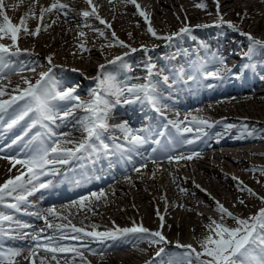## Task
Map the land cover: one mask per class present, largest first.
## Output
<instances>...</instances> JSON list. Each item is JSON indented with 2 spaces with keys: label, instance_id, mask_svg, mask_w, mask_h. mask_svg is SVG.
Segmentation results:
<instances>
[{
  "label": "bare ground",
  "instance_id": "bare-ground-1",
  "mask_svg": "<svg viewBox=\"0 0 264 264\" xmlns=\"http://www.w3.org/2000/svg\"><path fill=\"white\" fill-rule=\"evenodd\" d=\"M185 1L190 2L193 0H147V6L144 5V8L140 7V10L150 14L149 20L155 31L160 28H165L166 26L170 27L169 31L159 30L163 31L158 34L159 36L177 33L186 25L190 28L192 27L191 23H189L192 21L190 18L186 19L185 23L172 27L171 22L173 20H168V17H170L169 14L173 15L172 5L177 6V8H183V11H180L177 18L183 13H189L188 15L193 16L195 14V18L197 19L201 18V16L206 19L212 18L209 19L210 21H208V23H205L209 26H195L193 29L191 28V34L175 36L173 40L186 36L191 42L190 39L193 38L190 36L195 37L198 35V37L193 40L205 41L206 43L203 42L201 44L199 41V43L196 44L201 47H206H204V50L193 52L191 57L194 60L202 57L203 60L201 62H204L203 68L208 69V72L222 69L220 75L223 79L208 77L202 84L196 83L193 79L189 81L190 85L185 87L184 85H186V82L184 83L180 81V77H178L176 70L179 68L180 64L184 67V69L189 68L190 64L188 60L190 56L176 50H169L168 47H165L172 41L168 42L163 39L153 37L151 33L147 31L148 23L145 21L143 16L139 14L136 5L125 2V0H93V4L98 6L97 12L100 18H106L110 27H108L107 24H101L100 20L96 19L95 16L87 18L77 14H68L65 16L55 10L51 13H45L43 22L41 23L39 20L40 9L42 7H48L53 2H56V0H3V11L8 14L9 18L12 17L13 21H11L13 23L18 24L20 22V18L25 16L27 13L25 19L29 30H35L38 23H41L42 30L36 36L23 33L18 34L17 44L21 51L17 55L9 54L3 59H0V78L5 76L3 75L4 73H6V76H13L17 73H21L23 75H33V72L37 73L39 68L43 70V67L45 66L44 62L47 61L45 56H51L53 60L60 58L64 61L69 60L67 59L69 54L77 60L76 63L81 66L80 68H85V70L90 72L97 64L96 62L94 63L93 60L96 56H101V58L106 59L119 52L118 49L110 52L111 47L114 45H116V47H121L117 43L118 39L120 41H124V43L129 46L124 50H127L125 53H128L129 57L135 56L136 54H144L145 52H159V56L162 55L163 58L168 59L169 62H164V65L167 68L165 71L168 75V80L173 85V89H171L172 86L170 84L164 83L161 79H158L155 76L156 73L152 72L150 79L156 86V92L159 93L160 99L167 101L168 105L177 109H183L188 106L184 104L186 102L185 100H189L187 102L194 105L187 109L184 113V117L180 114L178 117L180 121H189L191 117L190 110H193L191 114L200 118L203 117L212 123V127L204 128L206 135H203L201 139L197 140L196 144L193 143L196 147L206 145V150H198V156L193 157L191 160L182 159L179 162H176L175 160H167L166 169L164 170L160 168V166L155 165L153 162L147 163V161L144 160V162L147 163H145L146 167L141 168L140 172H136L134 170L135 167L128 166L127 161L136 163V161H143V159L148 155L158 156L159 153L156 152H158L157 150L160 148H167V151H178V149L182 148L185 137L183 134L177 133L172 128L168 127L166 123L164 125L162 118L154 115L151 107L147 103L136 102L125 104L122 100L132 98L127 93L120 97L112 94L115 98H117V100H113L114 102H112L109 92H101L104 99L108 100L110 104H113L114 108L120 110V112L116 113L121 114H113L114 117H122L120 118V120H122L124 115L128 118H130L131 115L134 118V123L139 120L140 125L144 124L145 127H142L141 129H146V125H148V128L146 129L147 131L144 133L146 136V142L140 145V147H137L136 150L131 153L123 152L124 155L116 157L112 165L95 161H92L93 165H90L89 163L94 157H92L89 152H86L84 153L83 158L74 164V167L68 168V170H64L62 173H59V175H56V177H53L49 187L42 188L43 191H36V194L46 197L48 196V193L55 192L74 195L78 194L81 190L87 189L90 186H97L103 182L104 185H108L109 183L107 184L105 182L118 174L112 180L111 183H113L115 179H121L124 174H126V169L129 170L130 173L135 174V177H132L129 180H127L126 176H124V181L120 186L118 185V189L111 188L112 193L104 191L105 195L98 200L90 195L88 201H85L86 207L81 208L79 204H77L79 207L72 205L69 207L71 209L69 211L72 212L70 214L73 216L76 214L73 212L72 208H75V211L77 213H81L82 216L86 215L88 212H94L98 215V218H89V220L94 222L93 224L100 228L98 231L101 232L107 230L101 229L103 227L107 228L108 226L115 227L117 225H122L118 227L124 228L127 223H130L131 221L138 222L139 220L146 223V225L150 227H159L160 231H162L163 235L169 239L170 242L163 244V247H160L164 248L165 251L159 257L156 256V253L160 249L158 251H153V253L147 252L145 255L147 257L146 260H148L142 264H167L170 257L178 255L174 252L176 250V246L171 243L174 240L179 241V243L193 242L196 249L198 248V251H201L198 241L208 234L206 225L210 223V218L215 219L218 222L221 220L220 216H218L221 215V213L217 211L216 200L221 201L223 204H228L227 202H230L228 205L229 208L232 209L234 207L240 209L239 207L242 205L238 203L237 200L233 198L231 199L228 193L225 194L226 191L229 193L233 192L234 195L237 194V196H239L246 204V210L242 209L241 212H234V215L236 216L240 217L241 214L244 215L245 212L249 215V217H251L257 214L261 205L264 204V199H261L264 198V184L260 185V182L264 180V172L260 170H252L254 168L264 169V165L258 167L257 164H254L255 162L251 164L246 159L247 157H245V155H247L264 159V112L261 111L253 113L254 109L264 107V83L261 85V82H264V77L262 78V76H264V62L262 60L264 57V49H259L258 47L253 49L252 53L256 55H249V61H253L255 64L251 68L247 67L246 69H248V71H245L244 66L247 64H244V61H242L243 63L240 61L235 63L236 61H233V58L231 57L239 54L242 47L248 46L249 49L250 42L248 38L245 35H241L240 39H238L239 41L234 44V40L229 36V34H224L222 37L217 39L216 37H218V35L211 37V32L207 30L214 27L225 28L223 24L219 23L221 14H224V17H226L228 14L238 13V11H242L244 9L249 10L250 8L255 7L253 12L243 16L239 22L240 24L246 23L243 25V28L246 30L243 29L242 32L250 33L254 37L253 33H255V25L258 24L259 27L260 23L257 20H262L264 22V0H254L251 4L249 0H219V8L217 6V0H213L215 1V6L213 7L214 10L212 11L213 8L205 10L206 12L203 11L202 15L195 10H188V8L191 7L185 6L187 5ZM205 1L207 0H200V3L203 4ZM163 2L164 4H161ZM141 3L142 0H137V4L141 5ZM81 4L83 5V8L86 7L85 10H90V6L86 3V0H81ZM165 4L169 7V9L166 8L164 12H161L159 7L160 5L163 6ZM77 10L81 11L80 9ZM217 11H221L219 16ZM33 12H35V15H33ZM122 13L125 15H121ZM55 15L57 17H55ZM254 18L256 20V24L254 23V26L251 27L247 25V22L252 21ZM158 20H160L161 23ZM53 21H55V23H53ZM0 22H2V17H0ZM202 25L203 24H201V26ZM124 28H127L126 32H124ZM251 28H253V30H250ZM140 29L142 30L143 35L140 32ZM81 31H84L85 36L81 37L79 35ZM101 32L103 35H101ZM113 32L115 33V37L112 35ZM121 34L126 37H121ZM0 41L7 42L6 44L9 46L12 45V41L7 37ZM129 41L136 43V46L131 47V45H129ZM158 41L160 43L155 45V42ZM210 41H215L214 46H211L213 44ZM66 42L69 43L68 47L64 45ZM244 42H248V44ZM59 43H61L62 46ZM147 43L149 46H147ZM181 43L183 44L185 42H179V44ZM191 43L189 44L190 47L192 46ZM81 44L84 45L87 51L81 49ZM57 47H61L62 49L58 50ZM108 47L110 49H108ZM13 49H15V47H12V51L15 52ZM131 49H136L137 51L132 52ZM63 53H66V55ZM122 55L125 54L121 53V56ZM157 59L159 58L157 57ZM221 59L223 60V64L218 62ZM70 60L72 61V59ZM148 63L149 62L139 65L138 69L140 72H137L136 79L130 80L128 85L131 82H136V85H138V83L140 85V82L147 83L149 78V73L147 71ZM196 63H198L197 60ZM175 65L177 68H175ZM132 66L136 67L135 62ZM112 68L115 71V80H117L114 85L119 88V84L128 79L130 73H125L122 68L116 67L115 64L112 65ZM154 68L158 69L157 66ZM32 69H35V71ZM196 70L199 75L197 67ZM191 72L194 76H197L193 70ZM73 74L77 78H80L78 73L73 72ZM190 75L192 74L190 73ZM235 75L237 78H234ZM50 78L51 81L53 80V83H56V85L58 83L62 84L70 81V79H67L68 75L65 77L60 75L56 76V69H53L52 76H50ZM88 84L90 85L91 83L87 81L86 85L88 86ZM208 85H212V87H208ZM123 87L127 86L124 84ZM80 89H84V87H81ZM85 89L93 91V88L85 87ZM213 91L221 94L216 95L218 97H215L214 100H208L206 97H210V93ZM5 93L7 94V92ZM5 95L0 96V99L4 98ZM203 98L205 99L202 100ZM213 102L218 106L216 104H212ZM202 103L207 105L204 106L207 111L223 117L213 121L210 120L211 117H205L206 115L204 112L206 111L201 112L198 108V106ZM54 105L57 112L62 106L65 107V103H54ZM71 105L72 104L69 106ZM228 106L237 107L239 110L241 109V111H245L246 114L251 113L249 115H257V117L239 116L240 114L236 115V113H239V110L238 112L235 111L232 113L231 116H229L230 114L225 115L223 114L221 108ZM247 106H252L253 109L249 111ZM18 110L17 105H13L8 109L7 113L4 114V118L9 115H15ZM84 116L85 110L81 109L73 113V115L67 119H57L55 123L57 124L56 128L66 126L64 130L57 133L60 134L59 138H61L62 134H64V138L66 137L69 138L68 140L76 142L82 134L81 132L83 128L81 127L80 121ZM224 116L227 118H224ZM32 118L33 117L30 115V117H26L25 121H22L21 123L26 125L25 123ZM184 118L187 119L185 120ZM1 122H4V120H0V123ZM228 125H233L234 127L229 128L227 127ZM160 126H163L164 128L161 129ZM19 128L21 127L15 126L10 130H0V184H3L4 181L7 180L5 177L9 169L18 170L11 177H15L21 173H24L25 176H27V169L21 164H15V161L27 159L31 156L34 152L32 150L33 146L23 140H21L22 142L12 144L11 147L8 146L10 145V142L12 143L13 139H11L10 142H4L10 135L17 131L16 129ZM188 136L190 135L188 134ZM101 139H103L104 143H106L110 138L102 133ZM207 141L212 142V145L210 146L209 144L208 148ZM23 143L28 145H24ZM107 144L109 146H115L114 142L112 143L109 141ZM94 146L99 147V141L98 143L95 142ZM110 150V148L107 151L101 149L100 151L95 152L99 153V158H103L110 152ZM177 155L183 154H175L174 156ZM129 157L131 158L129 159ZM14 164L15 166H13ZM142 164L144 163H139V165ZM206 164L208 166H205ZM80 165L83 167H80ZM148 170L149 174L146 173ZM248 171L251 173L253 172L254 175L256 174V176H254L255 178H253V176L248 178L246 176V172ZM234 177L238 179H234ZM47 182L48 181L45 183ZM239 182H242V185L238 186ZM36 183L37 181L34 180L33 184ZM197 185H199V187H197ZM242 186H246L243 191L240 190V187ZM257 186L259 188L255 189ZM248 188L252 190L251 193L247 191ZM98 189L99 188L92 191H97ZM86 194L81 195L76 199L85 196ZM188 196L190 198H188ZM247 197L251 200L250 202L246 199ZM227 199L229 200L227 201ZM5 201H7L5 204L14 202L12 198H6ZM200 204L216 211V213H214L215 215L208 216L203 214L202 210L199 208ZM24 205L21 207H25ZM42 205L44 204L36 206V211L41 214L46 212ZM89 208L92 210H88ZM12 210H9L4 205H0V211H3L6 215H12ZM157 212H159V215H157ZM113 213L118 214L114 215ZM160 216L164 217L163 227H161ZM20 217L28 218L29 216L24 215ZM50 217H53V215L48 216V218ZM249 217L244 216V219ZM31 222L32 225H28V228L22 230V234H25L26 231L29 236H32V234L39 231L38 228H43L45 231L47 230L44 220L37 218L35 215L31 216ZM223 222L229 227H235L236 224L235 221L229 217L228 219L223 220ZM39 224L42 227H39ZM11 226L17 227L14 222ZM57 231L59 233L63 232V230L60 229ZM52 233L53 232H50L49 234ZM70 233L73 232L69 231V235ZM131 235L133 234L127 236L132 237ZM124 237L125 236H121L119 239H123ZM7 238L12 239L10 237L0 235V243ZM91 240L95 241L97 246L92 247L93 245H88L86 252L88 255L96 256L98 263L105 262L104 256L102 255L100 257L97 252H100V248L105 246L107 242L103 244V242L101 243L93 238H91ZM58 241L59 243L57 246L66 244L74 246V244L77 243L74 240L67 239ZM13 245H19V243L12 241L11 247H13ZM26 247H28V245H26ZM134 249H136V252L130 254L129 259L136 258V256L138 257L141 252L146 250L145 247L140 248L139 245L134 246ZM57 255L69 257L71 253H57L55 256ZM121 256L124 257L125 260L127 259L125 255L122 254ZM78 257L79 256L70 257L71 262L69 264L80 263L81 258ZM116 257L118 256L113 255L110 260L113 261ZM83 261H85L86 264L91 263L89 260L86 261L83 259ZM117 262L119 264L124 263L119 258L117 259ZM7 263V259H4L3 264Z\"/></svg>",
  "mask_w": 264,
  "mask_h": 264
},
{
  "label": "snow or ice",
  "instance_id": "snow-or-ice-1",
  "mask_svg": "<svg viewBox=\"0 0 264 264\" xmlns=\"http://www.w3.org/2000/svg\"><path fill=\"white\" fill-rule=\"evenodd\" d=\"M125 2L132 3L136 5L139 14L144 17L145 21L148 22L147 31L151 33L153 37L157 39H163L165 41L171 42L175 36H179L182 34H191V28L189 26L182 27L179 32L172 33L171 35L159 36L155 29L152 28L149 13L140 10V5L137 4V0H125ZM86 3L90 6V10H83L82 16L87 18L90 16H95L96 19L100 20L101 24H106L107 22L100 18L97 12V5L93 4V0H86ZM197 7H205L204 4H198ZM217 6L219 8V0H217ZM69 5L65 3L53 2L48 7H42L39 11V20L42 23L45 13H51L55 10L58 13H62L67 16V9ZM219 16V11H217ZM35 15V12H33ZM25 16L20 18V22L18 24L13 23L8 15L3 11V0H0V17H2V22H0V40H3L5 37L9 38L12 41V45H6L4 43H0V59H3L6 55H17L21 51L18 47L17 40L18 34H28L32 36H36L40 33L41 23H38L35 27V30H29L27 26V22ZM55 23V21H53ZM220 23H225L220 18ZM228 27L236 29V26L232 24L231 21L226 22ZM110 27V25H107ZM207 25L201 26L197 25L196 27H206ZM47 27V26H45ZM245 35L249 40V49L248 53L250 54L253 49L257 46L264 47V40L256 39L250 33H241ZM79 35L81 37L85 36L84 32H80ZM101 35L103 33L101 32ZM113 37H115V33H112ZM195 38V37H193ZM117 43L123 47H129L124 43V41H120L117 39ZM12 47H15V52L12 51ZM81 49L87 51L83 44L80 45ZM26 51V50H25ZM132 52L137 51L136 49H131ZM127 55V53H125ZM49 63L51 64L52 57H47ZM122 60L121 56H117L113 61L109 63H114L116 61ZM219 63L223 64V60H219ZM104 65H100L101 75L103 78L101 79L98 76L96 79L99 80V85L97 89L92 91V97L88 101H82L79 96L75 95V87H70L65 89L64 91H55L54 89L48 87V83L50 81V73L51 68H49L48 72H41L39 79L33 84L27 79L24 80V83L27 85L26 88L21 89L19 85H17L16 89L13 91L18 93L16 95L10 96L9 99H0V120H3L4 114L7 113L8 109L13 105H17L18 111L14 115V117L7 122L5 125L6 129L10 130L15 126L19 125L22 121H25L26 117H33L31 123L27 125V128L24 131V135H27L29 129L33 128L35 125L40 124L44 127L48 134L51 137H55L56 133L52 131V129L48 126V122L55 124L57 119H67L73 115V109L75 108H83L85 110V116L81 119L80 124L86 133L85 138L80 141L78 144L75 142L64 138V134H62L61 138L55 139L51 145L42 144L40 147L36 148L31 156L27 159L16 160L15 164H21L27 169V176L24 173L17 175L15 177H9L4 181L3 184H0V205H4L6 208L13 209L16 212L22 211V205L28 203V197L33 195L36 191L42 188H47L50 186L51 181L47 183H40L39 187L33 184V181L37 179V173L40 175H46L51 173L53 175L57 174L58 168L56 165H66L69 164L73 160H80L83 158L84 153L89 150L100 151L109 149V145L104 143L103 139H101L102 132L106 130L109 125L107 123V113L110 108V102L103 98L101 92H110L111 94L120 97L125 94V92L132 97L131 99L124 100L123 103H147L154 111L157 113L161 112V108L159 107L161 100L159 93L156 92V86L152 83L150 77L152 75L154 65L150 62L147 65V71L149 73V78L147 83L143 85H132L126 89H120L116 87L113 83L112 77L108 74L103 73ZM245 68L248 65L244 66ZM35 71V69H32ZM222 69H217L213 72H204L203 75L207 77H211L214 79H223L220 75ZM189 80L195 79L194 76H189ZM163 80L165 83L168 81V77L164 76ZM208 87H212V85H208ZM6 93L2 86H0V96H4ZM76 101L72 105V108H69L62 113H59L55 110L54 101ZM20 102H23L22 104ZM119 102V101H118ZM187 119V118H186ZM184 121H168V124H171L177 131V133L184 134L193 132L192 127H186L184 125ZM189 123L196 125L195 127V135L191 139H184L183 143L191 145L195 143L197 140L201 139L203 135H206L204 132L205 127H212V123L204 118L192 117V121ZM118 128L123 134L124 144L117 145L118 148L122 150V152L131 153L136 150V148L146 142L145 132L146 129H136L133 130L127 122H122L119 125L114 126ZM227 127H234L233 125H228ZM39 133L37 136H34L33 141L39 138ZM23 139V136H17L15 140L12 141V144H16L19 140ZM115 139V138H113ZM97 140L99 141V147L94 146L91 141ZM74 144L73 147H67L65 145ZM8 147H11L9 145ZM199 154L193 152L191 155H177V156H169V161L175 160L179 162L180 160H191L193 157L198 156ZM131 157H129L130 159ZM155 163V161H153ZM15 164L13 166H15ZM146 167V165L142 164L140 167L135 168L136 172H140L141 168ZM45 169L47 171H45ZM253 171L260 170L264 172V169H252ZM126 179H129L126 177ZM234 179H238L235 178ZM242 185V182H239L238 186ZM199 187V185H197ZM246 186L240 187V190H245ZM250 193L252 190L250 188L247 189ZM255 194V193H252ZM105 195L104 191L101 190L99 193L93 192L91 196L100 199ZM6 198H12L14 202L5 204ZM89 197L82 196L79 201H73V205L79 204L81 208L86 207L85 201H88ZM264 199V198H261ZM241 204L244 203L243 200L240 201ZM217 211L221 213V220L218 222L215 219L210 218V223L206 225L208 229V234L205 235L202 239L198 241L201 251H197L192 244H180L177 241V247L183 249V251L173 257H170L167 261V264H264V208L259 209L258 213L247 218H240L233 214V212L229 211L223 204L216 202ZM88 210H92L89 208ZM55 209H47L45 213L41 214L39 212L31 213V215H35L37 218L45 221V224L48 228H52L53 225L48 222L49 215H55ZM159 215V212H157ZM227 216L233 219L236 223L235 227H229L224 222V216ZM161 227H163L164 217L160 216ZM9 224L8 228H4L3 225L5 223ZM14 222V217L12 215H6L3 211H0V235H4L10 238L11 233H13L16 229L11 227ZM16 226L18 228H27L29 227L26 224H19L16 222ZM71 227L72 232L77 233V235L71 236L70 238L73 240H81L82 237L79 235L83 233L85 237H91L95 240L103 241L104 239H116L121 236H127L128 234L139 235L142 238H146L150 241V243L154 244H167L169 241L163 235L162 231H152L146 227L141 225L133 224L132 227L120 228L116 227L115 230H106V231H96L97 226L92 225V231H86L85 228H77L74 225H56L57 229H65ZM45 229H40L38 232L32 234L31 238L34 246L29 249V256L35 257L39 250H43L46 253H51L53 255V259H55V255L57 253H73L75 256H79L81 260L84 259L83 252L80 248L77 247H65V246H54L58 245L59 241L55 236H42ZM25 237L29 234L25 233ZM69 239L67 235L61 234L59 236V240ZM80 247L87 249L88 246L86 244L81 245ZM165 249L160 248V250L156 253V256H161L164 253ZM21 252L17 250H3L0 249V264H3V260L7 259L8 264H14V257L20 256ZM207 257V259H204ZM29 257H24V259H28ZM43 264V261H41Z\"/></svg>",
  "mask_w": 264,
  "mask_h": 264
},
{
  "label": "rangeland",
  "instance_id": "rangeland-1",
  "mask_svg": "<svg viewBox=\"0 0 264 264\" xmlns=\"http://www.w3.org/2000/svg\"><path fill=\"white\" fill-rule=\"evenodd\" d=\"M73 1H76V0H73ZM73 1L72 0H59V2H61V3H65V4H67V5H69V7L70 6H72V5H74V3H73ZM115 1V0H114ZM166 1V0H165ZM195 1V2H194ZM197 2V3H196ZM249 2H250V4L252 3V2H254V0H249ZM185 3H187V5H185V6H190L191 8H188V10L190 9V11H196V12H198L200 15H202V13H203V11H205V10H210V9H212L214 6H215V1H213V0H207V1H205L203 4L205 5V7H203V8H201V7H197L196 5H198V4H202V3H200V0H193V1H185ZM147 0H142V3H141V5H140V7H142V8H144V5L145 6H147ZM161 4H164V2L163 3H161ZM193 6V7H192ZM20 7V6H19ZM18 7V8H19ZM172 7V12H173V15L172 14H169L170 15V17H168V20H170V21H172L171 23H172V27H174V26H176V25H178V24H183V23H185V21H186V19H188V18H190V19H192V21L191 22H189V23H191V26H194L195 24H196V22H200V20H205L206 18H202V16H201V18H199V19H197V18H195V14H194V16L193 15H188L189 13H183V14H181V16H178V18H177V15L178 14H180V11L182 12L183 11V8H180V7H178L177 8V6H171ZM208 7V8H207ZM166 8H168L169 9V7L165 4V5H160V7H159V9L161 10V12H164V10L166 9ZM175 8V9H174ZM214 10V8L212 9V11ZM253 10H255V7L254 8H250L249 10L248 9H244V10H242V11H238V13L236 12V13H231V14H228L226 17H224V14H221V16H220V18L222 17V19H223V21H231L232 22V24H234L238 29H241V31L244 29V30H246L245 28H243L244 26L243 25H245V24H240L239 22H240V19H241V17H243V16H245L246 14H248V13H251V12H253ZM72 11L73 12H75L73 9H70V8H68L67 9V12H69V13H72ZM77 12V11H76ZM177 12V13H176ZM206 12V11H205ZM77 13H79L80 15H82L79 11L77 12ZM219 13H221V11H219ZM8 15V14H7ZM121 15H125V14H121ZM176 15V16H175ZM185 15V16H184ZM188 16V17H187ZM55 17H57L56 15H55ZM127 17V16H126ZM144 18V17H143ZM180 18H182V19H180ZM175 19V20H174ZM209 19H212V18H208L207 20H209ZM225 19V20H224ZM10 20H12V17H10ZM103 20H105L107 23V25H109V23H108V21H107V19L106 18H103ZM13 21V20H12ZM160 23H161V21L160 20H158ZM258 22H260L259 23V27H258V24H256V20H255V18L252 20V21H249V22H247V25H249L250 27L251 26H254V23L256 24L255 25V33H253V35L254 36H256L258 39H264V22L262 21V20H257ZM188 22V21H187ZM263 22V23H262ZM148 23V22H147ZM176 23V24H175ZM201 24H203V22L202 23H200V24H198V25H201ZM171 26V25H170ZM257 26V27H256ZM248 28V27H247ZM254 28V27H253ZM253 28H251L250 30H253ZM169 29H170V27L169 26H166L165 28H160L159 30H167V31H169ZM124 30V32H126L127 31V28H124L123 29ZM159 30H157L156 31V33L157 34H160V33H162L163 31H159ZM89 32H91L90 30H88ZM88 31H85V32H88ZM81 32H84V31H81ZM140 32L142 33V30L140 29ZM212 34H214V33H212ZM212 34H211V37H212ZM256 34V35H255ZM142 35H143V33H142ZM170 35H171V33H170ZM263 35V36H262ZM121 37H126L125 35H123V34H121ZM194 36H192V38H193ZM198 37V35L197 36H195V38H197ZM210 37V38H211ZM178 39H183L184 40V42L185 43H181V44H179V42L178 41H176V40H178ZM178 39H176L172 44H170V45H177V46H182L183 45V47L185 46V47H187L191 42L189 41V39H188V37H186V36H183V37H181V38H178ZM217 40V39H216ZM156 41V40H155ZM200 41V40H199ZM206 43L205 41H200V43L202 44V43ZM213 45H214V42L215 41H210ZM155 43H158V42H155ZM59 44H61V43H59ZM68 42H66V43H64V45L65 46H67L68 47ZM192 44V46L190 47V45L186 48V49H189L188 51H187V55H189L190 57H189V60H188V62H189V64L190 65H192V66H190L189 67V71H191V70H194V66L195 67H197V69H200V63H198V64H194L195 63V61L196 60H194L192 57H191V54L193 53V52H198V51H200L199 50V48H198V44H193V43H191ZM210 44V43H209ZM91 45V44H90ZM129 45H131V47H134V46H136V43H134V42H131V41H129ZM169 45V46H170ZM211 45V44H210ZM213 45H211V46H213ZM61 46H62V44H61ZM147 46H149V44L147 43ZM115 47V48H114ZM201 49H204V47H206V46H203V47H201V46H199ZM58 48V47H57ZM124 47L123 46H121V47H116V45H114V46H112L111 47V50H110V52H112V51H116L117 49L119 50V52L118 53H116V57L117 56H119L125 49H127V47H125L124 49H123ZM194 48H196V49H194ZM61 50L62 48L61 47H59L58 48V50ZM108 49H110L109 47H108ZM123 50V51H122ZM195 50V51H194ZM41 54H45V53H41ZM59 54H61V53H59ZM63 54H65L66 55V53H63ZM154 53H145L144 54V58H147V59H150L151 61H150V63L151 64H155V65H158V63L156 62V60H155V57H154V55H153ZM115 56V54L113 55V56H111V57H108V58H106V59H103V58H101V56H96V58L95 59H93L94 60V63L96 62L97 64H96V66H95V68H92L91 69V71L89 72L88 70H85V68L83 69V68H80L81 66L80 65H78L77 63H76V59H74V57H71V54H69L68 55V57H67V59H69V60H64L63 61V59H56V60H51V63H53L54 65L53 66H55L56 67V71L57 72H59V73H63V74H66L67 73V71L66 70H64V71H62L61 70V68L63 67V66H67V67H69V66H71V68H73V69H77V70H79V71H77L79 74H80V77L81 78H83V79H85V80H87V81H89V80H91V81H93V82H91V84L89 85L88 84V87L89 88H91V85H94L95 84V86H98V82L96 81L97 79H96V74L97 73H99V74H101V69H100V65H104L105 67H104V69H103V73H105V74H108V75H110L111 77H112V75H111V73H110V68L112 67L111 66V64L112 63H109L110 61H113L114 60V57ZM46 57V56H45ZM99 58V59H98ZM142 56H136V57H131V59H125L124 60V65H125V67H129V65L131 64V60H136V63H135V65H136V67L138 68L139 67V65L140 64H143V63H145V62H141V60H143L144 59ZM70 59H72V61L70 60ZM106 60V61H105ZM61 61V62H60ZM66 61H67V63H66ZM70 61V62H69ZM74 61V62H73ZM47 62H49L48 60H47ZM99 62V63H98ZM251 62H253V61H251ZM194 64V65H193ZM254 62H253V64L251 63V64H247L248 65V68H251V67H253L254 66ZM63 65V66H62ZM202 65V64H201ZM52 67V64H47L46 65V67H44L43 68V70L42 71H44V70H48L49 68H51ZM136 68V69H137ZM66 69V68H65ZM131 69L133 70L134 69V67L133 66H131ZM191 69V70H190ZM41 71V72H42ZM76 71V70H75ZM137 71H133L132 72V74H134V73H136ZM140 72V71H139ZM94 76V77H93ZM100 76V78H101V75H99ZM7 78V77H6ZM6 78H4V81L6 82ZM79 78V77H78ZM80 78V79H81ZM83 79H81L82 81H83ZM102 79V78H101ZM2 80V79H1ZM84 80V81H85ZM95 81V82H94ZM2 82V81H1ZM36 81H34V82H32L33 84L35 83ZM86 82V81H85ZM78 83L79 84H81L82 82L81 81H78ZM92 83H94V84H92ZM262 83H264V82H261V85H262ZM22 84H19V86H21ZM66 83H64V84H62V86L60 87V88H64V86L66 87ZM69 86H70V84H69ZM27 87V86H26ZM93 88H94V86H92ZM64 89H67V88H64ZM95 89H97V88H95ZM94 90V89H93ZM62 91H64V90H62ZM82 91V90H81ZM83 91H88V90H83ZM82 91V92H83ZM82 92H76L75 91V95L76 94H80V99L81 100H85L86 101V97L87 98H90V95H88V96H84V97H82ZM86 95V94H85ZM72 102H75V101H72ZM248 107V110L249 111H251L253 108H252V106H247ZM221 110H222V112H223V114H226V112L227 111H231L232 113H234L235 111L236 112H238V110H239V108H237V107H234V106H228V107H222L221 108ZM261 111H263L264 112V107H260V108H256V109H254V112L253 113H255V112H261ZM213 113V112H212ZM239 113H241L239 116H247V117H257V115H249V114H251V113H247L246 114V112L245 111H241V109L239 110ZM245 113V114H244ZM206 114V113H205ZM215 114V113H214ZM205 117H209L208 115L207 116H205ZM263 117V116H262ZM245 157H247L246 159L248 160V162H250L251 164H253L254 162V164H257V166L259 167V166H262V165H264V159H261V158H257V157H255V156H247V155H245ZM249 157V158H248ZM252 157V158H251ZM254 158V159H253ZM260 159V160H259ZM262 161V162H261ZM259 163H261V164H259ZM205 166H208L207 164L205 165ZM146 173H148L149 174V172H146ZM247 173V177L248 178H250V177H252L253 176V178H255L254 176H256V174L254 175L253 174V172L251 173V172H246ZM202 175H204V174H202ZM242 181V180H241ZM263 182V183H262ZM262 182H260V185H263L264 184V180H262ZM259 187L257 186L255 189H258ZM118 189V188H117ZM114 193V192H113ZM228 193V195H230L229 197H231V199L233 198V199H235V200H237L238 201V203H240V201H241V199H240V197L239 196H237V194H235L234 195V193L232 192H228V191H226V193L225 194H227ZM155 194H156V192H155ZM118 196V195H117ZM188 198H190L189 196H188ZM247 199H249V197H247ZM229 199H227V201H228ZM249 201H251V200H249ZM228 204H230V202H227ZM241 204V203H240ZM248 206V205H247ZM103 208H105V207H103ZM237 211H241L242 209H245L246 210V204L244 203V204H242L241 205V207H239L240 209H238V208H236V207H234ZM206 213H207V211H206ZM94 214V215H93ZM114 215H117L118 213H113ZM208 214V213H207ZM79 215V214H78ZM86 215L87 216H94V218H98V215L97 214H95L94 212H88V213H86ZM209 215V214H208ZM212 215H215V214H212ZM218 215V214H217ZM82 216V215H81ZM209 216H211V215H209ZM218 216H220V218H221V215H218ZM243 216H249V215H247V213H245L244 212V215ZM82 217H84L85 218V220H87V217L85 216V215H83ZM225 219H228V217H226V216H224V219L223 220H225ZM235 226H236V224H235ZM126 257V256H125ZM124 259V258H122V257H116L115 259H113V261H115V262H117V259ZM129 259V258H128ZM204 259H207V257H204ZM51 264H54V261H51L50 262ZM93 264H98V263H93Z\"/></svg>",
  "mask_w": 264,
  "mask_h": 264
}]
</instances>
